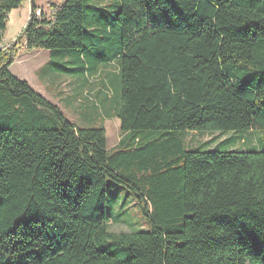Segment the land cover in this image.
Listing matches in <instances>:
<instances>
[{
	"label": "trees",
	"instance_id": "trees-1",
	"mask_svg": "<svg viewBox=\"0 0 264 264\" xmlns=\"http://www.w3.org/2000/svg\"><path fill=\"white\" fill-rule=\"evenodd\" d=\"M24 1L0 0V264H264V148L175 135L264 129V0H66L49 17L31 0L18 38L54 71L86 82L118 63L112 153L102 125L77 126L9 70ZM111 181L147 229L109 230Z\"/></svg>",
	"mask_w": 264,
	"mask_h": 264
},
{
	"label": "rangeland",
	"instance_id": "rangeland-1",
	"mask_svg": "<svg viewBox=\"0 0 264 264\" xmlns=\"http://www.w3.org/2000/svg\"><path fill=\"white\" fill-rule=\"evenodd\" d=\"M66 0H36L37 15L50 16V3H63ZM31 13V0L12 10L7 19L3 47L9 50L16 46V56L9 70L48 101L57 105L71 122L79 127L103 126L106 130L107 149L112 153L122 136L120 120L113 115L119 100L120 87L116 77L119 72L117 62L101 67L99 71L80 80L54 71L50 65V50L28 49L18 35L27 24ZM106 96V99H105ZM175 135L183 138L187 149L202 151H252L264 148V129L259 127L229 131H180ZM145 139L164 137L163 131H148ZM108 206L114 216L108 228L114 233L133 232L147 229L139 206L130 192L114 181L108 187Z\"/></svg>",
	"mask_w": 264,
	"mask_h": 264
}]
</instances>
